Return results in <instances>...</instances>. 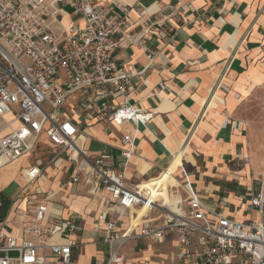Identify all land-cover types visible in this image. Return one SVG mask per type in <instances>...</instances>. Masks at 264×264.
<instances>
[{"label":"crops","instance_id":"obj_1","mask_svg":"<svg viewBox=\"0 0 264 264\" xmlns=\"http://www.w3.org/2000/svg\"><path fill=\"white\" fill-rule=\"evenodd\" d=\"M94 1L110 16L118 14L117 6L132 8V31L147 19L162 23L154 32L142 35L144 44L124 43L112 55L116 66L130 75L129 102L151 112L153 119L138 126L89 122L80 127L79 146L89 156L108 155L127 184L155 182L157 191L164 188L163 171L184 148L182 164L174 168L175 180L164 190L172 205L192 191L224 217L264 225V205L261 209L250 205L264 191V0ZM135 9L145 11V20ZM60 19L63 26L70 22L82 25L68 5L62 6ZM160 84L164 89H159ZM127 134L133 139V148L126 162L120 148ZM43 142L48 151L45 163L37 160L38 164L21 168L19 180L9 174L0 179L1 201L9 207L8 233L21 239L27 211L46 201L47 223L78 219L80 230L73 236L77 247L71 249L69 264H105L111 247L101 242L102 233L92 231L95 217L118 218L117 227L125 229L137 210L124 211L106 193L92 194L82 185L70 183L71 164L64 157L50 162V147L45 139ZM31 166L40 167L42 175L28 183L23 172ZM30 187L28 194L33 197L14 199ZM160 216L158 211L149 212L148 221ZM56 241L65 243L62 238ZM145 242L141 247L134 244L133 249L130 242L125 245L121 264H146L149 252L144 245L157 244ZM44 264L60 263L46 255Z\"/></svg>","mask_w":264,"mask_h":264},{"label":"built area","instance_id":"obj_2","mask_svg":"<svg viewBox=\"0 0 264 264\" xmlns=\"http://www.w3.org/2000/svg\"><path fill=\"white\" fill-rule=\"evenodd\" d=\"M64 5L81 26L61 24ZM117 10L110 16L94 0H0V169L27 155L44 137L50 162L64 157L71 164L70 183L92 194L106 193L124 211L147 208L148 213H161L135 226L130 221L125 229L117 227L118 218L97 215L92 231L102 233L101 242L111 247L105 264L123 263L122 248L138 240L171 242L172 264H264L263 223L242 224L224 217L192 191L171 209L153 199V186L127 184L108 155L89 156L79 146L80 127L89 122L138 126L153 119L151 112L129 102L130 75L116 66L112 55L124 43L144 44L142 35L162 23L145 20V11L135 9L145 21L132 31V8ZM121 142L120 155L127 162L133 139L127 134ZM23 175L33 183L42 169L31 166ZM250 205L261 209L264 191ZM46 212V201L27 211L21 239L8 233L6 217L0 222V264H44L46 255L60 264L70 263L78 219L47 223ZM60 238L64 244L56 241Z\"/></svg>","mask_w":264,"mask_h":264},{"label":"rangeland","instance_id":"obj_3","mask_svg":"<svg viewBox=\"0 0 264 264\" xmlns=\"http://www.w3.org/2000/svg\"><path fill=\"white\" fill-rule=\"evenodd\" d=\"M43 140H44V137H41L39 139V142L36 144L35 148L31 152H29L27 155H25L20 160H18V162H16V164H14L12 166V168L6 169L3 173H0V179L2 177H4V175L9 174V175H12L13 178H17V180H19L18 177H20L21 168H24L28 164H31V163L38 164L37 160H42L45 163V161H44L45 160V154L48 151L46 150V146L44 145ZM179 150L180 151L176 152L175 154L182 152L181 149H179ZM175 154H174V156H175ZM51 156H52V153H51V149H50V155L48 156V160L50 159ZM181 158H182V160H181L180 164L178 165L179 167L181 166L182 161H183V155L182 154H181ZM172 168L174 169L175 167H172ZM164 181L165 180H163V177H162V183L161 184H164ZM36 184H38V182ZM176 186H179V183H178V185L173 184L170 189L172 190ZM181 186L179 187V190L182 191ZM31 187L28 188L29 190L27 192L23 193V195H21V193H18V195H16V197L14 199L15 200H21L23 197H25V198L33 197V194H28V192H30V190L33 188V187L32 188ZM13 190H14V188H11L10 192H12ZM2 197H0V200H3ZM142 243H146V242L143 240L131 241L130 242V248L133 249L134 244H136L138 247H141ZM144 248H146V250L149 252L147 259H145L146 264H153V263L154 264H172L170 260H171L172 254L174 252L173 244H171V243H168V244L165 243L164 245H153V244L148 245V244H145ZM135 251H137V248L134 249V252ZM141 255L142 254H139L138 257Z\"/></svg>","mask_w":264,"mask_h":264},{"label":"bare ground","instance_id":"obj_4","mask_svg":"<svg viewBox=\"0 0 264 264\" xmlns=\"http://www.w3.org/2000/svg\"><path fill=\"white\" fill-rule=\"evenodd\" d=\"M184 153V148L182 149L181 153H177L175 154V156H173L170 164H169V168L165 169L162 173V177L164 181V185H163V189H161L160 191L154 190L153 188V199L155 201H159L160 203H162L163 205H166L168 207H170L171 209H175L176 204L179 202L174 203V205H172V201L169 198V194L165 193L164 190L167 188L168 183L173 182L175 180L173 172L174 169L172 167H179L178 165L180 164L182 158H181V154ZM155 182L146 184V183H142L143 186L145 187H154ZM143 219H146V221H148V209L147 208H141L138 209L136 212V218H132L130 219L131 223L133 226L141 224Z\"/></svg>","mask_w":264,"mask_h":264},{"label":"trees","instance_id":"obj_5","mask_svg":"<svg viewBox=\"0 0 264 264\" xmlns=\"http://www.w3.org/2000/svg\"><path fill=\"white\" fill-rule=\"evenodd\" d=\"M0 197H2V196H0ZM8 208H9L8 203H6L5 205L2 203V207L0 209V222H2L5 219Z\"/></svg>","mask_w":264,"mask_h":264}]
</instances>
